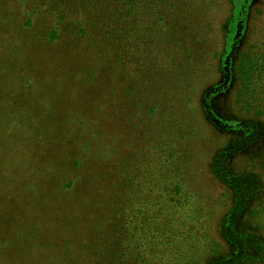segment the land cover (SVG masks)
<instances>
[{"label":"rangeland","instance_id":"rangeland-1","mask_svg":"<svg viewBox=\"0 0 264 264\" xmlns=\"http://www.w3.org/2000/svg\"><path fill=\"white\" fill-rule=\"evenodd\" d=\"M56 1L0 0V264H71L88 235L100 257L86 258L85 264H153L158 251L157 263L164 258L162 264H170L174 248L167 242L173 233L160 231L175 219L187 221L191 213L176 203H186L189 181L199 182L195 192L204 195V180L212 177V146L204 138L190 148V134L181 127L182 146L163 142L164 133L175 138L172 128L186 104L173 90L179 76L168 46V8L153 4L133 26L132 16L124 12L116 23L117 13L108 8L106 32L92 21L90 1L76 0L74 9L82 14L74 21L61 19L65 3L74 0L61 6ZM210 1L207 17L214 14L221 22L229 16L227 7H218L223 0ZM256 7L264 10V0ZM249 18L251 26L264 23V15L258 17L253 9ZM112 31L122 37L120 44ZM246 46L226 68L236 77L249 68L244 64L240 73L242 64L237 65L241 54L252 53ZM158 56L173 66L163 70ZM212 60V70L198 73V86L190 94L194 99L220 77L219 60ZM234 86L230 102L239 82ZM173 148L182 155V172L166 156ZM221 195L214 222L229 208ZM192 237L199 246L189 249L196 253L193 264H210L225 255L219 231L197 228Z\"/></svg>","mask_w":264,"mask_h":264},{"label":"trees","instance_id":"trees-1","mask_svg":"<svg viewBox=\"0 0 264 264\" xmlns=\"http://www.w3.org/2000/svg\"><path fill=\"white\" fill-rule=\"evenodd\" d=\"M88 1L93 8L92 21L97 29L100 25L102 29L106 28V32L107 15L110 11L107 10L108 8L117 13L114 14L116 23L122 20L124 12L126 16H132V26L142 22L143 17L149 15L151 11L148 8H154L153 4L159 3L163 9L168 8L166 18L172 20L168 46L174 58L170 62L176 65L179 76V81H175L173 90L180 92L179 103L185 100L186 104L183 110L181 109V111L185 110V113L177 115L178 127L176 128L175 123L172 128L175 138H169L164 133L163 142H179L181 127L188 132V135L190 134L187 140L190 148L200 146L204 138L209 142L207 145L212 146L208 160L212 177L206 178L204 187L200 188L204 195L200 198L195 192V185L199 182L189 181L184 190L187 195L186 203L184 202V205L180 201L176 203L177 207L191 213L187 221L181 218L175 219L177 222L168 224L166 229L160 231L173 233L172 238L170 237L167 242L174 248V256L169 258L170 264H183V262L193 264L196 253L189 252V249L199 247L194 245L196 239L192 237V233H196L197 228H206L208 232L219 231L225 245V255L210 264H264V27L262 28L264 23L257 22L251 26L249 18L251 9L258 17L264 15V10L256 7L262 0H223L218 7L221 4L227 7L229 16L221 22L216 21L214 14L208 13L207 17V7L213 3L210 0L202 2L196 0L194 3L192 0H85L87 3ZM55 4L64 5V0H58ZM76 5V0L73 3L66 2V11L61 14L63 15L61 19L74 21L78 18L77 15L80 16L82 12L75 11ZM172 8L176 10L173 14L170 12ZM145 9L148 12L141 14ZM208 19L210 20L206 21ZM27 24H30V21ZM136 29L139 28L136 26ZM248 29L252 33L251 37H248ZM105 34L106 38L107 33ZM52 36H56V33H52ZM112 36L119 44L123 41L122 37H116L114 31ZM221 36L223 41L217 46L216 39ZM92 37L99 41L96 34ZM133 38L137 40V37ZM244 44H247L246 49L251 50L252 53L247 54L248 56L241 54L237 65L242 64L240 73L244 64L248 63L249 68L236 77L230 68L227 71L226 68L228 65L233 66L235 59L233 57ZM205 55L211 56L206 63L202 60ZM213 58L219 60L216 63V70L220 77L216 83L202 90L194 99L190 94L198 86V73L212 70ZM157 60L160 61L163 70H166L169 64L173 66L162 56H158ZM128 62L130 66L135 67L133 59H128ZM124 63L121 58L119 60L121 70L125 69ZM228 75L229 79H227ZM124 78L128 79L129 75L125 73ZM238 82L239 89L230 102L229 96L234 91L235 83ZM131 87H134L133 83ZM221 103L223 105L219 107ZM151 111L156 109L153 108ZM218 138L221 140L220 143L213 144V139L219 140ZM182 142L178 144L179 147L182 146ZM195 142H198V145ZM170 146L177 148L172 142ZM158 149L164 151L162 147ZM176 150L173 148L172 151H166V156L171 158L182 172V155L180 153L178 155ZM177 160L179 162L176 165ZM177 186V189L183 187L181 183ZM222 192L226 198V207L229 208L214 222L212 219L216 217L217 200L218 197H223ZM91 231L92 228L88 225L86 233ZM84 244V249L76 253L71 264H78V255L82 251L84 253L81 264H85L86 258L100 257L94 247L93 236L88 235ZM54 247L48 249L52 252ZM108 253L111 259V252ZM161 255L162 253L158 251L153 264H159L157 260ZM163 262L164 258L161 264Z\"/></svg>","mask_w":264,"mask_h":264}]
</instances>
